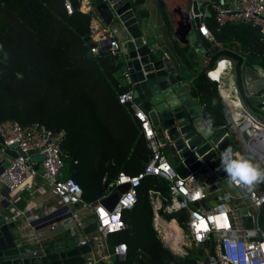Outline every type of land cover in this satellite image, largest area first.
Returning a JSON list of instances; mask_svg holds the SVG:
<instances>
[{
  "label": "trees",
  "instance_id": "1",
  "mask_svg": "<svg viewBox=\"0 0 264 264\" xmlns=\"http://www.w3.org/2000/svg\"><path fill=\"white\" fill-rule=\"evenodd\" d=\"M142 3L135 0V7ZM159 8L174 57L195 74L191 93L203 104V117L215 127H229L218 85L207 72L223 56L241 61L233 43H238L242 52L263 56V35L258 29L238 24L217 30L215 21L205 17L219 47L206 67L198 70L189 46L172 38L162 0ZM89 25L90 16L78 9L68 15L63 0H0V123L11 121L23 127L40 124L63 133L58 145L62 177L74 180L82 189L83 200L94 203L112 191L111 184L119 173H140L150 153L139 123L127 105L118 102V95L129 90L118 77L124 70L122 56H112L101 48L93 55L90 50L97 43L91 39ZM150 190L168 197V184L163 179L149 176L142 180L134 207L122 214L126 228L107 238L110 247L127 246L126 260L116 264L204 261L209 245L193 246L184 257L174 256L164 246L153 228ZM159 214L186 228V211Z\"/></svg>",
  "mask_w": 264,
  "mask_h": 264
},
{
  "label": "built area",
  "instance_id": "2",
  "mask_svg": "<svg viewBox=\"0 0 264 264\" xmlns=\"http://www.w3.org/2000/svg\"><path fill=\"white\" fill-rule=\"evenodd\" d=\"M77 1V8H74L71 0H63V6L68 15L78 9L90 16V36L92 41L97 43L96 47L91 48V53L97 55L99 44L108 41V50L111 55L122 56L124 42L119 38L118 27L113 26L112 23L118 21L124 30L118 10L125 3H129L130 9L135 10L133 8L135 0ZM99 3H105L113 13L109 25L105 24L96 10ZM225 5H228L229 8L225 9ZM208 8L213 12L217 30L228 24H238L258 29L264 37V0H218L217 3H210ZM200 31L205 39L215 43L204 24L200 25ZM150 49L152 53L158 55L159 47L157 45H151ZM210 73L211 71L207 72L208 77ZM122 75L125 83L129 85L127 73L123 72ZM209 79L211 78L209 77ZM211 80L217 81L218 79L216 77L215 80ZM118 102L127 105L139 123L141 134L150 153L149 161L140 173L134 176L124 172L119 173L111 184L112 191L94 203H87L82 198L81 187L74 180L62 177L63 160L58 145L63 138V133H54L40 124L23 127L15 122L5 121L0 123L1 151H12L16 156L11 158L7 167L0 172V186L12 192L24 187L39 176L52 189L54 196L65 208L62 220L68 225L69 232L74 236L77 245L100 248V244L105 242L110 234L118 233L126 228L122 219L123 212L134 207L142 180L149 176H155L168 184L167 198L157 191L150 190L148 192L152 208L157 211L158 216L162 218L159 211L166 215L186 211L188 215L186 228L183 229L184 231L181 230V238L178 240L179 249L183 252L181 256L187 254L189 245L195 247L209 245V248L205 249L207 264H264V232L260 230L257 218L253 214L264 206V182L256 183L251 188L230 184L227 174L224 178H218V181L212 182L209 179V174L215 175V171L202 174L203 168H199L197 172L191 173L186 178L177 177L165 158L162 146L156 140L147 115L134 103L132 91L128 90L118 95ZM231 104L241 112H235L231 117L230 125L226 127L227 134L236 135L243 150L250 157H255L252 163L264 169V156L261 151L263 147L257 143V140H254L250 133L252 131L255 134V128L264 129V122L250 114L239 103L234 104L232 101ZM206 125L209 127V124ZM209 128L214 127L211 124ZM239 156L241 155L237 152L233 154L234 159ZM36 167L38 168L36 169ZM222 183H229L233 187L234 197L221 192L219 185ZM123 185L128 187L126 191L120 193L118 188ZM114 193L118 194V199L110 210L102 205L101 201ZM208 196L215 197L216 203L213 207L209 206L207 210L201 206H194V203L198 201L205 200L207 202ZM234 201L236 205L232 204ZM157 203L160 204L158 207H156ZM243 208L247 209L248 215L252 219L253 227L251 229L243 225L238 214V211ZM88 211L94 215L96 230L91 235L85 233V212ZM24 214L23 211L13 212L6 219L8 222H15ZM217 217L219 220L216 219ZM153 228L158 237L161 236L165 242L172 243L173 235H169V240L166 239L167 228L155 220ZM167 246L166 248L173 254L175 249ZM33 255L36 256V253ZM95 257L103 258L102 251L98 250L94 256H90L88 263H93ZM126 257L127 246L120 243L115 245L112 252L104 258L110 264H116L124 262ZM204 261L199 264H204Z\"/></svg>",
  "mask_w": 264,
  "mask_h": 264
},
{
  "label": "water",
  "instance_id": "3",
  "mask_svg": "<svg viewBox=\"0 0 264 264\" xmlns=\"http://www.w3.org/2000/svg\"><path fill=\"white\" fill-rule=\"evenodd\" d=\"M71 1L76 8L78 1ZM217 2L218 0H165L173 37L179 41L184 40L207 59H211L218 47L211 45L200 33L201 7L207 8L210 3ZM224 8L228 9L229 6L225 5ZM96 10L105 24L109 25L113 17L109 7L105 3H99ZM118 14L125 34L121 52L129 90L132 91L134 103L147 115L156 140L162 146L174 173L179 178H186L203 168L202 174L215 171L218 178H224L227 173L221 167V155L228 148L232 149V154L237 152L233 136L227 134L226 127L211 129L204 123L201 101L193 98L190 85L180 80L168 60L152 53L150 44L144 41L141 14L130 9L129 3H125ZM207 14L211 16L209 10ZM99 45L102 50L108 49V41ZM261 72L258 66L246 65L239 75L236 69L233 70L235 82L240 84L238 87H243L247 94L252 95L251 101L258 108L264 107V88L256 82L261 77ZM121 78H124L123 75ZM15 156L13 152V157ZM2 170L0 168V172ZM127 187L120 186L118 191L122 193ZM9 192L0 186V264H84L83 256L90 252L88 245H77L59 251L46 248L42 255L30 256V249L19 244L24 238L23 231L15 222H8L6 219L9 208L6 198ZM117 199L118 194L114 193L101 203L111 210ZM194 206L209 209L205 200L194 203ZM238 214L243 225L251 229L253 224L247 209H240ZM94 229L95 224L86 229V232ZM207 263L208 259H205L204 264Z\"/></svg>",
  "mask_w": 264,
  "mask_h": 264
},
{
  "label": "crops",
  "instance_id": "4",
  "mask_svg": "<svg viewBox=\"0 0 264 264\" xmlns=\"http://www.w3.org/2000/svg\"><path fill=\"white\" fill-rule=\"evenodd\" d=\"M167 1V0H166ZM166 16L168 18L166 8H165V0H162ZM210 9L205 6L201 7V17L200 22L204 24V26L208 29L205 21V17L213 18V12L210 11L211 16L207 14V11ZM135 11L140 13L142 16V36L145 42L151 45H157L159 47L158 55L163 56L168 60V62L176 68L177 74L179 77L184 78L182 79L186 84L190 85L192 80L195 76L194 73L183 68L182 63L174 57L171 46H170V38H169V31L167 26L165 25L164 21L162 20V15L159 8V0H143V3L139 6H136ZM145 11L147 14L146 16L142 13ZM169 20V18H168ZM170 22V21H169ZM171 26V24H170ZM201 33V31H200ZM124 32L119 34V38L122 42L125 40ZM202 35V34H201ZM171 36L173 39V32L171 27ZM176 40V39H175ZM182 45L189 46L191 51L194 54V59L197 63V69L200 70L205 68L208 64L209 59L199 55L193 47L186 43L184 40H177ZM211 42V41H210ZM211 45H216L219 47V44L212 43ZM233 48L239 51V55L241 61L238 62L236 60H232L226 56L220 57L214 69L211 70L209 77L213 80V74L217 77V81H214L218 85V94L221 101L224 104V113L228 116L229 122L231 121V117L234 116L235 112L241 110L234 108L231 104L234 101V104L239 103L242 107H244L250 114L255 116L260 121L264 122V107L258 108L252 101V95L247 94L246 90L243 87H238L240 85L237 84L234 79L233 70L236 69L237 74L242 72L243 66H258L261 68L262 72L261 77L259 78L257 83H259L262 88H264V55L257 56V55H250L248 53L242 52L238 43H233ZM221 62L220 64H218ZM124 71L118 74V77L121 78V75ZM210 79V80H211ZM191 93V89H190ZM193 96V94L191 93ZM194 99L199 98L193 96ZM201 111L203 113V104H200ZM203 117V114H202ZM204 123L209 124V122L203 117ZM213 126V125H212ZM215 129L221 127H215ZM141 133V130H140ZM142 135V134H141ZM143 137V136H142ZM239 153V152H238ZM239 155L249 159V155L244 151V153H239ZM246 155V156H244ZM13 158V152L9 151H1L0 146V168L7 167L9 160ZM250 160V159H249ZM252 160V159H251ZM252 162V161H251ZM209 179L212 182L218 181V177L212 174H209ZM229 185V187H228ZM220 184L221 192L227 193L228 195L234 197L235 190L233 187L228 183ZM7 202L9 203V208L7 209V216L12 215L14 212H25L23 217H19L15 224L20 227L21 231H23V239L19 241L20 245H26L30 251V256H34L33 254L36 253V256L42 255V251L46 248H54L57 251L60 249H67L69 247L77 246L75 242L74 236L69 232L68 225L62 220V213L64 212L65 208L61 205L59 200L54 196L53 191L50 187H48L44 181L39 177H35L32 181L28 182L24 187L19 188L15 191L9 192L6 198ZM215 197L208 196L207 204L210 207L215 205ZM160 204L157 203L156 207ZM153 221L155 220L163 227L167 228L166 239H170L168 232L170 231L169 223L174 222L176 226L180 230V226L178 223L173 219L170 221L165 220L158 216V213L155 209H153ZM32 224V225H31ZM94 224V215L88 211L85 212V233L86 234H94L95 229L91 232H86V229L91 227ZM53 227V229H51ZM172 233H170L171 235ZM32 239L33 241H31ZM170 242L171 247L173 246ZM89 246V245H88ZM90 252L84 255V264H110L107 259L104 257L107 254L112 252V248L108 243V239L100 244V248L96 246H89ZM102 251L103 258L95 257V261L93 263H88V258L90 256H94L97 251Z\"/></svg>",
  "mask_w": 264,
  "mask_h": 264
},
{
  "label": "clouds",
  "instance_id": "5",
  "mask_svg": "<svg viewBox=\"0 0 264 264\" xmlns=\"http://www.w3.org/2000/svg\"><path fill=\"white\" fill-rule=\"evenodd\" d=\"M211 121H209V127ZM232 149L228 148L221 155V167L228 175L230 184L243 185L251 188L252 185L264 182V169L255 165L243 156L232 158Z\"/></svg>",
  "mask_w": 264,
  "mask_h": 264
},
{
  "label": "rangeland",
  "instance_id": "6",
  "mask_svg": "<svg viewBox=\"0 0 264 264\" xmlns=\"http://www.w3.org/2000/svg\"><path fill=\"white\" fill-rule=\"evenodd\" d=\"M133 8L134 9L136 8L135 5H133ZM112 25L113 26L115 25V26L118 27L119 34L121 32H123V29H122V27H121V25H120V23L118 21L113 22ZM233 138H234L235 145L237 147V153L239 152V153H242L243 154L244 153V150H243V148L241 146V143L237 140L236 135H234ZM244 156H246V155H244ZM249 159L250 160L252 159L251 161H254L255 160V157H249ZM227 185H228V183H226V186ZM228 187H229V185H228ZM232 204L236 205V202L234 201ZM253 214L257 218V222H258V226L260 227V230L264 232V206L259 211L253 212ZM257 214H258V216H257ZM169 226H170V231H171V233L173 235V238H174V240H173V246L175 248H178L179 247V244H178L179 243V241H178L179 240L178 233H179V236L181 238L180 232L183 229L180 228V230H179V228L176 226V224L174 222H170L169 223ZM172 235H170V236H172ZM159 237L162 240V237L161 236H159ZM162 241H163L165 247H168L167 245L171 246L170 243L165 242L164 240H162ZM192 247L193 246L189 245L187 248L188 249H191ZM173 251H174L173 252V255H175L176 257H184V256H181V255H183V252L181 251V249H176V250H173Z\"/></svg>",
  "mask_w": 264,
  "mask_h": 264
},
{
  "label": "bare ground",
  "instance_id": "7",
  "mask_svg": "<svg viewBox=\"0 0 264 264\" xmlns=\"http://www.w3.org/2000/svg\"><path fill=\"white\" fill-rule=\"evenodd\" d=\"M250 133L252 134V136L254 137V140H257V143L262 146L263 148L261 149L262 151V155L264 156V129L260 128H255V134L252 133V131H250ZM170 229V226L168 227ZM171 231L168 232V235H170ZM172 235V234H171ZM178 238L180 240V236L178 233ZM173 248V247H172Z\"/></svg>",
  "mask_w": 264,
  "mask_h": 264
},
{
  "label": "snow or ice",
  "instance_id": "8",
  "mask_svg": "<svg viewBox=\"0 0 264 264\" xmlns=\"http://www.w3.org/2000/svg\"><path fill=\"white\" fill-rule=\"evenodd\" d=\"M213 78H216V77H215V74H213ZM129 199H130V198H129ZM216 219H217V220H219V218H218V217H217ZM202 224H204V222H203V221H202ZM205 230H206V225H205Z\"/></svg>",
  "mask_w": 264,
  "mask_h": 264
}]
</instances>
